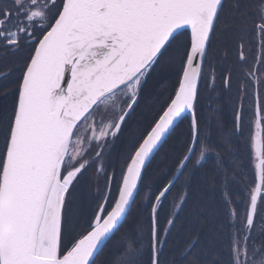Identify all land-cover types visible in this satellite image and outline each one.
Here are the masks:
<instances>
[{
    "label": "snow or ice",
    "instance_id": "6c2138e0",
    "mask_svg": "<svg viewBox=\"0 0 264 264\" xmlns=\"http://www.w3.org/2000/svg\"><path fill=\"white\" fill-rule=\"evenodd\" d=\"M226 9L244 69L234 127L251 100L256 180L239 203L235 176L220 166L224 258L202 261L198 239L182 255L264 264V0H0V53L26 54L14 80L0 69V264H99L105 251L107 264H166L176 218L161 222L160 210L196 153L199 163L209 151L197 108L202 90L215 91L208 57ZM159 70L174 87L147 127L131 131ZM221 79L230 90V72ZM186 119L173 174L145 195L147 218H132L148 166Z\"/></svg>",
    "mask_w": 264,
    "mask_h": 264
},
{
    "label": "flooded vegetation",
    "instance_id": "af4514ba",
    "mask_svg": "<svg viewBox=\"0 0 264 264\" xmlns=\"http://www.w3.org/2000/svg\"><path fill=\"white\" fill-rule=\"evenodd\" d=\"M234 19L235 17L232 16L228 9H226L221 19V27L217 31L216 38L213 42L211 55L208 57V60L216 69L215 91H213L211 87L207 88V90L202 91L201 99L197 108V113L200 117L201 128L204 132V136L206 138L205 142L207 143L209 151L206 154L205 160L200 161L199 163H197L199 159V153H196V155L192 159V162L189 164L190 167L187 177H189L191 173L193 176H198L201 172L205 173L209 179L213 177V167H215V164L217 163V161H219L220 155V150H218L217 147L226 145L228 146L230 144L232 133L236 130L234 127V119L235 112L238 106V90L240 88L241 82L244 80V69L241 67V63L239 62L236 54L238 37L234 31ZM227 35H232V37L234 36L235 42L233 43L232 40L226 41ZM248 47L249 45L248 43H246V51L248 50ZM25 55L26 54L24 53L19 55H4L0 53V69L12 71V79L14 80L16 76L19 75V68L22 66ZM251 59H254V57L250 55L249 62H251ZM225 70H227V72H230L231 74L230 90L228 88H225L224 82L221 79L222 75L227 74ZM152 77L147 81L143 93L147 89L150 81L152 80ZM170 85L171 87L174 86V80ZM143 93L140 101L138 102V107L133 120L130 123L131 131H133L135 128L136 129L134 131L142 129L146 122L155 118V116L159 113L161 106L167 99V96L165 97V99L163 97L160 101L161 104L159 103L160 106L156 110H154L155 112L152 111V115L143 123L141 121L142 116L144 115L141 111ZM251 103V100H246V103L244 105V122L241 125L240 131L235 132L237 133V150L241 149V147H243L245 144L248 145L250 150L251 159L249 166H247L246 162L242 158H236L238 166L236 165L237 172L235 173V175L238 180V187H240L241 191L244 192V194H248V191L254 185V181L256 180L255 165L257 161L255 159V153L251 145V137L254 135L255 131ZM3 107L4 104H0V109H2ZM217 115L221 117L222 122L219 120L220 124L215 123V118L217 117ZM186 122L189 123L187 119L184 121V123ZM184 123L175 131L168 142L156 155L157 163L166 164L161 172L160 178L162 181H166V178H170V176L173 174L172 170L176 166L177 160L184 152L185 146L188 143V130L183 127ZM216 138H218L216 141V148H212V143ZM199 164H203L202 169H198ZM92 182L94 181L92 180ZM177 206L178 208H183V205H179V203H177ZM189 207L195 208L199 206L191 205ZM181 212L186 215V211L173 212L172 205L169 206L167 203H165L160 210L161 222H163L167 215L170 216L171 214V216L176 217L177 215H181ZM193 215L194 213L191 212L190 216L192 217ZM110 258L111 253L108 259L105 261V264H107Z\"/></svg>",
    "mask_w": 264,
    "mask_h": 264
},
{
    "label": "trees",
    "instance_id": "16d2710c",
    "mask_svg": "<svg viewBox=\"0 0 264 264\" xmlns=\"http://www.w3.org/2000/svg\"><path fill=\"white\" fill-rule=\"evenodd\" d=\"M229 40H232V42L234 43V36L232 37V35H227L226 41ZM173 80L175 84V77L170 74L167 75V77H163L160 79L154 78L150 81L147 89L143 93L141 109L142 114L145 115L146 112H149L148 114L150 115L153 108L154 110H156L160 106V101L163 97L164 99L166 97L165 93L171 92L172 88L174 87H171L170 85ZM215 119V123L217 124H220V121L222 122L221 117L218 115ZM188 124L189 123L186 122L183 125L186 130H188ZM235 132L236 130L232 133L230 144L228 146L226 145L217 147V149L220 150V155L219 161H217L215 167H213V177L209 179L207 175L202 172L198 176H193L191 173V175L187 177L189 173V165L184 173V176L180 177V179L176 183L175 188L171 190L170 195H167L164 204L167 203L169 206H171L173 205V201L178 196H182L185 192L187 193L182 208V211H186V215L181 212V215H177L175 217L176 227L168 240V245L164 257L165 261L182 262L183 259H186L185 262H188V264H192L191 257L185 258L182 255V252L185 246L194 239L199 240L196 254L202 261L212 260L214 253H220L221 258H224V253L220 251L223 242L217 236V227L225 220L220 166L222 165L223 169L232 172L235 176V183L232 184L230 191L238 194L236 199L239 203H244L247 194H244V192L241 191L240 187H238V180L235 175V173L237 172L236 165L238 166L236 158H242L246 162L247 166L250 165L251 159L250 150L247 144L241 147V149L237 150V133ZM217 139L218 138H216L212 143V148H216ZM165 165V163H157L155 157L150 166H148L147 176L149 177V179L145 181L143 189L140 190L139 195L137 196V205L133 209L132 218H147L148 213L146 209L148 207V201L145 200V195L147 194L150 196L158 183L166 182L162 181L160 178L161 172ZM202 168L203 164H199L198 169ZM191 205L199 207L191 208L189 207ZM191 212L194 213L192 217L190 216ZM167 217L170 216L167 215ZM132 218H130L129 224H131ZM195 219H198V221L196 222ZM127 230L128 225H126L122 230L121 235ZM109 256L110 252L105 251V253L100 258L99 264H105V261Z\"/></svg>",
    "mask_w": 264,
    "mask_h": 264
},
{
    "label": "rangeland",
    "instance_id": "374dc122",
    "mask_svg": "<svg viewBox=\"0 0 264 264\" xmlns=\"http://www.w3.org/2000/svg\"><path fill=\"white\" fill-rule=\"evenodd\" d=\"M252 50H253V52L255 51L254 48H253ZM251 60H252V59H251ZM251 60H250V61H251ZM167 75H170V73H168V72H166V71H164V70H159L158 73L152 77V79H154V78H155V79H156V78H157V79H158V78L160 79V78H163V77H167ZM155 108H156V107H155ZM151 111L155 112V111H154V108H153V110H151ZM148 113H149V112H146V114H145L146 116H145V115L142 116L141 121H142L143 123H144L146 120H148L149 117L152 115V113H151L150 115H149ZM151 121H152V119H151L150 121L146 122L145 125H144V127H147V125H148ZM144 127H143V128H144ZM135 129H136V128H135ZM135 129H134V130H135ZM134 130H133V131H134ZM195 221L197 222L198 219H195ZM195 221H194V222H195ZM196 222H195V223H196Z\"/></svg>",
    "mask_w": 264,
    "mask_h": 264
},
{
    "label": "bare ground",
    "instance_id": "6f19581e",
    "mask_svg": "<svg viewBox=\"0 0 264 264\" xmlns=\"http://www.w3.org/2000/svg\"><path fill=\"white\" fill-rule=\"evenodd\" d=\"M186 259H183L182 262H173V261H166V264H188V262H185Z\"/></svg>",
    "mask_w": 264,
    "mask_h": 264
}]
</instances>
